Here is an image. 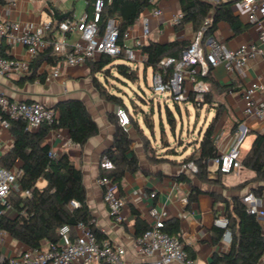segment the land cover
<instances>
[{
	"label": "crops",
	"instance_id": "0c3cea01",
	"mask_svg": "<svg viewBox=\"0 0 264 264\" xmlns=\"http://www.w3.org/2000/svg\"><path fill=\"white\" fill-rule=\"evenodd\" d=\"M238 1H229L232 12L242 24H247V27L239 33H234L227 23L220 22L213 37L232 50L241 44L256 43L259 31L264 30V23L260 27L247 23L244 12L238 6ZM152 3L155 5L150 10H144L136 23L129 28L130 39L125 44L132 45V39L141 32V17L148 16L150 18V33L145 44L149 41L164 44L173 40H184L189 45L195 32L189 26H185L181 31H175L171 24L173 16L180 12L178 1L152 0ZM86 6L87 0H5V4L0 6V20L17 23L24 30H34L43 22L50 21L55 25L64 19H79L84 15L90 18L92 5L89 7L88 15ZM51 9H54L56 16ZM157 9L161 11V14L153 17L151 14ZM47 10L50 11V14ZM60 16L63 17L58 21L57 18ZM68 37L72 40L76 38V35L70 34ZM58 38L59 34L55 29L44 36V39L49 43ZM1 52L7 57L28 59L25 49L9 40L3 41ZM132 63L142 64L145 67V61ZM52 67L43 62L36 70L37 75L44 74L43 83L37 79L33 82H22L21 79L24 77L15 79L0 77V90L12 101H36L50 109L57 102L70 99H78L84 103L89 115L97 124L98 133L89 138L82 147L72 144L67 131L63 129L51 130L47 135L46 142L54 155L67 154L73 165L81 171L82 183L86 192V205L93 217L95 228L103 238L123 247L126 251L125 260L127 262L139 261L140 257L133 250L134 240L139 236H135V221L139 219L148 227L152 211L156 210L163 218L165 226L166 223L174 220L178 222V237L194 264H208L214 252H226L229 245L225 244L222 238L216 244L212 239L215 232L213 220L223 214L222 205L216 202L215 195H222L229 199L234 194L241 197L251 192V188L248 187L245 191L242 190L241 194V191L234 190L229 196H226L224 189L234 188L238 183L252 178L253 172L241 168L238 173L228 174L238 180L236 183L228 184L221 178V187L201 184L194 178L192 172L183 166H168L167 168L160 162L149 163L145 159L142 146L134 137L133 129L129 126L126 130L132 139L131 149L138 159L140 168L136 173L126 174L122 179L118 193L124 203L123 221L116 223L102 200V190L98 186L97 180L101 171L99 169L100 157L103 151L111 146L114 136V126L109 117L117 118L118 107L99 97L92 85L87 64L79 67L60 65L59 76L47 79ZM130 67L133 69V66ZM99 74L95 75L98 81H100ZM254 81L264 83V60L260 58L249 61L239 74L231 75L226 72L223 66H218L204 80L213 99L210 104L213 112L216 114L217 109L220 108L221 116L227 121L225 127L215 126L214 129V141L218 154L226 152L233 142V135L237 129L234 128V124L241 123V120L244 119L241 114L242 92L248 84ZM223 87L229 88V90L224 91ZM232 118L235 122H231ZM228 122H230V126H228ZM245 124L249 126V131L264 134V129L255 120L245 119ZM248 135L251 144L253 135ZM12 142V136L8 129H3L0 126V158L10 150ZM171 159L176 161V158ZM177 163H179L178 160ZM207 170L209 178L216 177V173L213 172L214 166H207ZM14 172L16 173V171ZM180 174L186 175L193 185L198 186L206 193L199 195L196 201L188 202L191 186L175 180ZM44 185L42 180L37 183L38 188H42ZM153 193L155 196L150 198ZM18 194L22 195L21 192ZM4 214L13 216L14 212L8 208ZM47 245L48 242H42L40 247L44 248ZM26 249L25 245L12 239L5 232H0V254L6 258H16ZM261 261H264V256Z\"/></svg>",
	"mask_w": 264,
	"mask_h": 264
},
{
	"label": "trees",
	"instance_id": "16d2710c",
	"mask_svg": "<svg viewBox=\"0 0 264 264\" xmlns=\"http://www.w3.org/2000/svg\"><path fill=\"white\" fill-rule=\"evenodd\" d=\"M103 12L99 19V26L103 27L106 20L117 16L119 19V44L122 45L123 33L131 28L144 10H150L155 4L152 0H102ZM178 9L182 18L174 26L175 31H181L189 26L193 32L203 28V39L214 37L217 25L225 22L234 33L243 31L247 24H242L233 14L230 0H177ZM93 0H87V15ZM5 0H0V6ZM50 14V11L47 10ZM188 44L184 40H173L168 43L149 41L141 46L140 50L145 55V67L150 68L152 73L162 72L159 62L166 58H179L181 50ZM119 57L101 56L98 60L88 62L89 75L92 85L99 97L105 102L112 103L118 108L124 109L130 121L133 131L137 130L138 122L133 120L128 108L122 98L116 94L109 93L106 86L97 80L96 74H102L106 80L108 71H114L124 79L133 81L134 70L124 63H114ZM46 62L55 66L57 59L51 55L48 47L38 53L30 62V74L22 82H33L37 79L44 82V74L36 73L41 63ZM171 72V67L166 73ZM209 77L206 76L203 80ZM224 91L229 88L223 87ZM235 91V90H233ZM189 101L196 106L193 96ZM29 102V101H27ZM213 102L210 90L203 95L201 106L210 105ZM178 106L177 103H174ZM220 106V105H219ZM57 117L50 124L41 125L38 129L31 131L27 129L22 120H7L8 132L12 136V147L0 158V167L16 171L19 188L22 192H29V196L12 192L7 198L6 204L0 205V232H5L12 239L25 245L27 248H39L42 242L56 243L58 240V229L63 225L73 228L78 223L86 225L98 240L103 239L102 234L95 228L93 217L86 205V192L82 183L81 171L73 165L67 154L54 155L46 142L51 130L63 129L68 133L72 144L82 147L89 138L98 133V127L94 119L89 115L84 103L78 99H70L57 102L52 108ZM136 113V109H133ZM142 113V112H141ZM220 113L217 109L213 121L206 127L196 148L181 161V166L193 163L196 171L192 172L194 178L201 184L221 185V174L216 173L215 178H209L207 170L208 162L218 157L214 141V129ZM142 121L147 125L146 118L142 114ZM1 119H7L0 112ZM166 118L173 124V115L166 108ZM114 126L112 144L103 151L100 159L106 158L113 164V169L108 172L99 173V177H107L118 187L126 174H133L139 170L138 159L131 149L132 139L127 130L122 128L117 118L109 117ZM240 123H235L237 128ZM253 135L248 151L240 157L241 168L253 172L254 176L248 180L238 183L233 189L237 192L251 188V192L259 195L264 189V134L249 131ZM144 148V144L142 145ZM175 154H172V156ZM44 181L42 188L37 187L38 181ZM191 186L188 202H194L203 193L198 186L191 183L186 175L180 174L175 179ZM242 197V196H241ZM241 197L234 194L229 199L222 195H215L216 202L222 205L223 215L228 219L227 230L231 234V241L226 252H214L208 264H259L264 256V234L261 232L257 219L247 213L246 206L241 202ZM75 202L77 207L70 209V203ZM10 208L13 216H7L3 212ZM147 226L137 219L135 221V236L146 230ZM213 243L216 244L222 238L225 230L214 227ZM169 235L178 237V222L166 223L164 228Z\"/></svg>",
	"mask_w": 264,
	"mask_h": 264
},
{
	"label": "built area",
	"instance_id": "2783aa9c",
	"mask_svg": "<svg viewBox=\"0 0 264 264\" xmlns=\"http://www.w3.org/2000/svg\"><path fill=\"white\" fill-rule=\"evenodd\" d=\"M238 6L244 12L248 24L260 27L264 23V0H239ZM103 9L102 0H93L90 18L84 15L79 19H64L55 25L50 21L43 22L34 30H24L17 23L0 20V77L15 79L28 76L31 60L48 47L51 48L57 63L52 67L47 79L59 76L60 65L85 66L101 56L116 58L123 55L128 62L145 61V55L140 48L145 44L150 33V18L141 17V32L132 39L131 46L125 44L130 39L129 29L123 33L121 38L123 43L120 45L119 19L116 16L108 18L103 27L99 26ZM160 14L161 11L157 9L151 15L156 17ZM181 18L180 12L175 14L172 18V26L178 24ZM52 29L57 30L59 38L49 43L44 36ZM202 32L203 28L195 32L192 41L181 50L178 59L166 58L159 62L162 72L152 73L154 92L170 95L173 103L177 104L190 103L189 96L192 95L195 104L199 105L203 95L209 90L203 78L210 75L212 70L223 66L227 73L239 74L252 59L264 60V30L259 31L256 43L241 44L233 50L213 37L203 39ZM70 34H75L76 38L69 39ZM4 40L22 46L28 59L5 56L1 52ZM168 67H171L169 74L166 73ZM241 101V114L244 119H253L264 129V83L254 81L248 84L242 92ZM0 112L7 118H0V126L3 129H8V119L22 120L28 130H35L43 124H52L57 117L53 109L40 102L12 101L1 90ZM116 117L119 125L125 130L130 126L129 116L124 109L117 108ZM248 132L249 126L238 125L233 135V142L227 151L208 162L209 167L214 166L213 172L232 174L241 170L239 149ZM183 167L191 172L196 171L193 163ZM99 169L108 172L113 169V164L108 159L102 158ZM97 184L102 190V200L108 213L116 223L122 222L124 203L119 196L117 185L107 177H99ZM12 192H21L24 196L30 195L29 192L20 190L17 174L14 171L0 167L1 206L6 204ZM154 196L153 193L150 198ZM241 202L245 204L247 213L257 219L264 234V189L259 195L246 193L241 197ZM77 206L75 202L70 203V208ZM213 225L225 230L222 240L229 245L231 234L227 230L228 219L222 214L214 218ZM164 228L163 218L153 210L148 227L134 240L133 250L140 257V260L135 262L125 260L126 251L123 247L105 238L98 240L86 225L78 223L73 228L68 225L61 226L57 232V242L48 243L44 248H27L13 259L0 254V264H194L183 243L177 237L169 235ZM259 264H264V261L260 260Z\"/></svg>",
	"mask_w": 264,
	"mask_h": 264
},
{
	"label": "rangeland",
	"instance_id": "374dc122",
	"mask_svg": "<svg viewBox=\"0 0 264 264\" xmlns=\"http://www.w3.org/2000/svg\"><path fill=\"white\" fill-rule=\"evenodd\" d=\"M122 60L117 59L114 63L133 66L135 73L133 81L120 77L114 69L108 71L106 80L102 78V74H99V80L106 86L108 92L122 98L129 114L133 116V120L138 122V129L134 130V137L141 146L144 144L142 149L145 159L149 163L160 162L167 168L168 166H181L182 157L188 156L196 148L202 133L213 121L215 113L212 106L209 104L194 106L191 103L184 104V102L175 106L170 95L152 90L151 69H146L142 64ZM166 108L173 115V124H170L166 118ZM133 109H136L137 112L134 113ZM142 114L146 118L147 125L142 121ZM226 122L220 111L216 126L225 127ZM231 122H235L233 118ZM240 124L245 125V119L241 120ZM228 126H230V122H228ZM249 144L250 136L247 135L239 149L241 156L244 155ZM172 154L175 155L172 156ZM171 158H176V161ZM221 178L228 184L236 183L238 180L228 174H222ZM231 192H234L233 188L224 189L226 196H229Z\"/></svg>",
	"mask_w": 264,
	"mask_h": 264
},
{
	"label": "water",
	"instance_id": "95a60500",
	"mask_svg": "<svg viewBox=\"0 0 264 264\" xmlns=\"http://www.w3.org/2000/svg\"><path fill=\"white\" fill-rule=\"evenodd\" d=\"M52 13L54 14V16H56V12L54 11V9H51ZM63 16H60L57 18V20L59 21Z\"/></svg>",
	"mask_w": 264,
	"mask_h": 264
}]
</instances>
